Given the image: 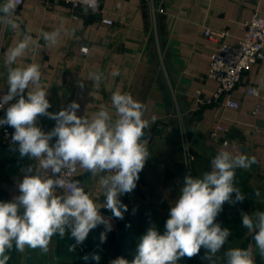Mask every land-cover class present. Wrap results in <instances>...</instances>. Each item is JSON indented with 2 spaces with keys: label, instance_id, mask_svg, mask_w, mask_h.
<instances>
[{
  "label": "crops",
  "instance_id": "crops-1",
  "mask_svg": "<svg viewBox=\"0 0 264 264\" xmlns=\"http://www.w3.org/2000/svg\"><path fill=\"white\" fill-rule=\"evenodd\" d=\"M255 12L264 14V0H101L98 10L88 15L61 1L23 0L15 13L17 31H0V65L7 48L25 30L31 29L35 40L42 31L61 29L68 34L57 45L33 48L22 61L41 65L42 85L49 87V112H58L73 101L80 105L79 116H90L102 104L114 111L110 98L117 90L130 93L144 105V119L149 123L145 138L151 155L136 188L120 196L128 209L124 217L129 216L135 225L138 215L151 208L159 194L162 199L177 197L188 171L196 177L209 171L210 161L225 147L224 141L238 153L255 156L257 163L248 171L264 181V59L249 66L229 96L207 105L196 101L198 95H212L218 86L208 77L211 55L223 42L236 45ZM102 18H110L114 24L105 25ZM207 29L227 30L228 34L211 38L205 34ZM39 43L44 42L40 39ZM83 46L89 48L87 54L81 52ZM117 69L119 75H110ZM90 72L103 73L105 78L94 83L88 79ZM248 86L259 87V95L248 94ZM6 91V79L0 76V96ZM228 99L238 102V108L226 106ZM4 116L1 111L0 118ZM37 126L48 132L55 121L39 117ZM217 126L225 129L213 137ZM186 146L194 156L193 167L185 164ZM12 178L3 183L9 201L20 194L23 174L14 173ZM76 178L103 202L90 174L78 171ZM101 214L118 229L121 219L104 208ZM100 226L103 232L104 226ZM101 232L90 237V250L84 254L99 256V261L93 259L90 264H109L121 256L134 259L137 250L125 254L115 248H98Z\"/></svg>",
  "mask_w": 264,
  "mask_h": 264
},
{
  "label": "clouds",
  "instance_id": "clouds-1",
  "mask_svg": "<svg viewBox=\"0 0 264 264\" xmlns=\"http://www.w3.org/2000/svg\"><path fill=\"white\" fill-rule=\"evenodd\" d=\"M78 3L84 15L99 8V0ZM16 8L17 0H0V31H17ZM67 34L61 29L42 31L34 40L31 29L25 30L7 48L0 65V76L7 85L6 93L0 96V109L12 102L0 118V126L14 129L11 141L19 159L32 161L19 169L23 174L18 184L20 194L11 201H0V264H8L13 247L19 252L26 247L47 252L54 236L74 239L75 245H69L72 252L99 225L104 226L100 241L105 242L112 224L101 209L117 219L124 218L128 209L120 196L136 188L139 173L151 155L145 138L149 123L144 119V105L130 93H112L114 111L102 104L90 116H79L80 105L75 101L58 112L48 111L49 87L42 85L41 65L22 61L33 48L55 46ZM110 75H119V70ZM104 78L97 72L88 76L94 83ZM39 117L54 120L55 126L43 131L37 126ZM255 163V156L238 153L226 144L211 159L209 171L198 177L190 171L185 174L163 233L149 227L140 237L131 262L121 256L109 264H178L183 257L197 256L202 247L208 264H255L252 244L230 247L218 255L232 232L217 222L225 203L235 206L246 199L236 186V169L248 170ZM78 171L90 174L103 196L102 203L87 190L85 182L74 178ZM254 195L260 197V191ZM241 226L252 235L255 249L264 259V211H242Z\"/></svg>",
  "mask_w": 264,
  "mask_h": 264
},
{
  "label": "rangeland",
  "instance_id": "rangeland-1",
  "mask_svg": "<svg viewBox=\"0 0 264 264\" xmlns=\"http://www.w3.org/2000/svg\"><path fill=\"white\" fill-rule=\"evenodd\" d=\"M193 162L194 161H192L191 164H187L185 162V164L193 167ZM31 163L32 161H29L27 159L21 161L19 159V154L15 151L14 147L0 149V201H9V193L8 191L3 189V183H7L8 180H10L11 182V180L13 179V174H10L9 171L4 168H8V166L12 164V168L17 169L15 173H19V169L22 165ZM16 165L20 167L17 168ZM254 180H256L257 183L254 184ZM235 182L236 186L239 187L244 193L246 199L243 202L237 203L235 206L225 203L223 206V211L217 217V222H220L222 227L230 228L232 232V235L229 237L228 243L224 246V249H222L221 253H219L218 255L222 256L223 251L230 247L247 248L249 244H252L255 264L258 263L257 261L259 259V262H262L264 264V259L260 257L258 250L255 249V243L252 239V235L248 233L247 229L241 226L242 211L249 214L256 210L264 211V186L262 185L264 181L262 179H259V177H253V175L248 170L236 169ZM258 185L262 187L261 190H259L261 194L260 197H256L254 195V192L257 190ZM159 195L160 196H158L156 199L152 200L151 208L148 207L143 213L138 215L139 220L137 221V224H132V234H134L137 238L142 237V235L145 234L149 227L155 226L156 228H158L163 220L168 218L167 216H169L170 206L172 205V203H174L177 197L175 195L174 197H171L169 199H162V195ZM178 195L179 194H177V196ZM127 217L126 223H129L130 217ZM114 230L115 232L119 233V228ZM90 239L92 238L88 237L83 244L76 245L74 251L72 252L69 251V245H75V240L71 239L69 235H65L63 239H61L59 236H54L49 244L47 252H42L40 249H30L27 247L23 252H19L15 249V247H13V249L8 253L10 255V264H57L56 262H52V260L54 258H57V251L61 242L66 244L67 250L71 255H75V258L69 257V264H74L75 261L74 263H72V261L77 260L80 257L81 253H87L86 248L87 246L90 247L89 244L92 243ZM103 243L101 244V246L97 247L104 248ZM89 250L90 249H88V251ZM131 261L132 260H129V262Z\"/></svg>",
  "mask_w": 264,
  "mask_h": 264
},
{
  "label": "built area",
  "instance_id": "built-area-1",
  "mask_svg": "<svg viewBox=\"0 0 264 264\" xmlns=\"http://www.w3.org/2000/svg\"><path fill=\"white\" fill-rule=\"evenodd\" d=\"M54 1V0H52ZM61 1L72 9L80 10L81 6L78 0H55ZM101 0H99L100 2ZM23 0H17V5L22 4ZM102 23L108 26H112L114 21L110 18H102ZM205 34L211 38H223L227 36V30L224 31H211L205 30ZM88 47L83 46L81 52L83 54L88 53ZM261 59H264V14L255 12L247 23V30L245 34L240 38L236 45L228 43H221L218 50L211 55V67L208 77L215 80L218 84L216 91L210 96L198 95L196 101L198 104L207 105L215 102H219L223 98L230 95V93L239 86L242 81L244 72L249 66ZM260 88L257 86H248L247 93L253 96L259 95ZM4 93H1V96ZM11 104L5 105L1 111H6V108ZM226 106L232 108H238V102L228 99L225 103ZM258 107L256 108V111ZM162 128V126H158ZM223 126H217L212 132V136L216 137L218 130H224ZM14 129L10 126H4L0 130V143L4 146L14 147L12 145L11 136ZM224 144H229L228 141H224ZM187 155V164H191L194 160V156L189 151L188 146L185 148ZM76 178V175L75 177Z\"/></svg>",
  "mask_w": 264,
  "mask_h": 264
},
{
  "label": "trees",
  "instance_id": "trees-1",
  "mask_svg": "<svg viewBox=\"0 0 264 264\" xmlns=\"http://www.w3.org/2000/svg\"><path fill=\"white\" fill-rule=\"evenodd\" d=\"M10 146H4L2 145V148L6 149ZM1 149V148H0ZM8 166V165H7ZM14 166V165H13ZM19 168L20 166H17ZM9 171L10 174H14L17 169L12 168V164L8 166V168H4ZM169 217V216H167ZM168 218L164 219L163 222L158 226L157 229L160 230L161 233L164 231L165 222ZM120 220V219H119ZM128 220V219H127ZM220 223V222H218ZM227 225V224H226ZM224 226V225H223ZM119 233L115 232L114 228H112V231L107 233L106 241L103 243L104 248L103 249H113L115 248L117 251H120V253H130L133 250H137L138 242L140 238H137L134 234H132V221L130 220L129 223H126V217H124L121 222L118 225ZM103 230V227L100 225L97 226L95 229H93L90 234L89 238L91 236H94L96 233H99ZM70 237V236H69ZM90 246V245H89ZM91 247V246H90ZM89 247L87 246L86 249ZM88 252V250H86ZM205 249L202 247L199 254L193 258L183 257L178 261V264H208L207 261H204L203 257L205 255ZM75 255H71L70 252H68L66 244L60 243L59 248L57 251V258H54L52 262H56L57 264H69V257L75 258ZM94 253L90 254L87 259H85V256L83 253L80 254V257L77 260H74L76 264H90L91 261L94 259ZM260 259L257 261L259 264H263L262 262H259ZM257 263V264H258ZM8 264H10V260L8 261ZM218 264H222V262L218 261Z\"/></svg>",
  "mask_w": 264,
  "mask_h": 264
}]
</instances>
